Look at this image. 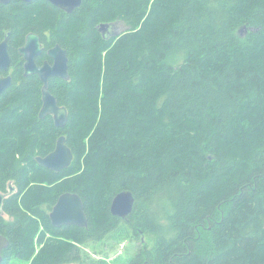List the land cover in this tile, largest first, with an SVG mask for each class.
<instances>
[{
	"label": "trees",
	"instance_id": "trees-1",
	"mask_svg": "<svg viewBox=\"0 0 264 264\" xmlns=\"http://www.w3.org/2000/svg\"><path fill=\"white\" fill-rule=\"evenodd\" d=\"M127 29L105 39L98 26ZM67 53L68 80L48 92L64 128L39 118L42 84L23 76L28 34ZM11 86L0 95L1 264H103L83 248L120 225L150 234L127 264H264V0H82L67 14L43 0L0 2ZM50 61V60H49ZM66 137L73 160L37 158ZM134 197L126 219L115 195ZM77 194L86 228L53 227L57 198ZM49 232L55 241L35 253ZM132 232L134 234H132Z\"/></svg>",
	"mask_w": 264,
	"mask_h": 264
},
{
	"label": "water",
	"instance_id": "water-1",
	"mask_svg": "<svg viewBox=\"0 0 264 264\" xmlns=\"http://www.w3.org/2000/svg\"><path fill=\"white\" fill-rule=\"evenodd\" d=\"M10 0H0L6 4ZM29 3L32 0H22ZM53 7L70 14L78 8L82 0H43ZM113 24L105 23L98 26L99 32L105 33ZM104 31V32H103ZM118 35V33H116ZM43 49L40 39L35 34H28L25 38L24 45L18 49V54L23 62V76L35 75L42 84L41 87V109L39 118L51 116L56 128H64L67 123V111L65 107H60L55 98L48 92V82L51 78L67 81L68 76V58L67 53L60 46L56 45L47 50V57L50 60L43 62L41 66L36 64V59L41 56ZM11 59L8 51L7 37L0 43V72H6L10 69ZM12 84L10 76H0V95ZM66 137L60 136L53 152L44 158H38L37 163L52 172H61L67 169L73 155L69 147L65 144ZM13 193V188L9 187V193H0V216L3 215V203L8 195ZM134 197L130 192L123 191L115 195L110 203V214L118 219H126L133 210ZM49 221L53 227L76 226L86 228L88 220L85 214L83 203L77 194L64 193L60 195L50 214ZM8 242L5 238L0 237V264L2 263L1 251L7 248Z\"/></svg>",
	"mask_w": 264,
	"mask_h": 264
},
{
	"label": "rangeland",
	"instance_id": "rangeland-1",
	"mask_svg": "<svg viewBox=\"0 0 264 264\" xmlns=\"http://www.w3.org/2000/svg\"><path fill=\"white\" fill-rule=\"evenodd\" d=\"M111 24L113 25L109 29V33H101L107 40L116 38V33H122L127 29V26L122 22ZM4 219L6 221L10 220L7 216H4ZM41 233L44 234V239L42 244H38L37 239L34 241L35 253H39L47 242L56 240L49 232L45 231L43 226L40 227V234ZM130 234L131 232L126 226L120 225L115 231L111 232L103 239L99 245L95 247L88 245L83 249L94 261L102 260L103 264H127L130 259L137 255L144 245L150 247L154 241V237L150 234L141 235L136 240L132 239ZM132 234L134 233L132 232ZM30 262H32V260H30ZM30 262L13 260L10 261L9 264H30Z\"/></svg>",
	"mask_w": 264,
	"mask_h": 264
},
{
	"label": "flooded vegetation",
	"instance_id": "flooded-vegetation-1",
	"mask_svg": "<svg viewBox=\"0 0 264 264\" xmlns=\"http://www.w3.org/2000/svg\"><path fill=\"white\" fill-rule=\"evenodd\" d=\"M59 10H60V9H59ZM61 11H62V10H61ZM109 29H110V28H109ZM109 29L105 30V32H106V33H109ZM48 50H49V49H48ZM45 53H47V51H46ZM42 54H43V52H42ZM42 54H41V56H42ZM46 56H47V55H46ZM47 58H48V57H47ZM21 59H22V58H21ZM45 61H48V62L50 63L49 60H45ZM45 61H43V62H45ZM42 64H43V63H42ZM42 64H41V65H42ZM41 65H40V66H41ZM0 76H2V77L10 76V77H11V68H10L8 71H6V72H0ZM10 186L12 187V184H11V183H8V190H7L5 193H3V194H8V193H9V187H10ZM12 188H13V187H12ZM13 193H14V190H13ZM13 193H12V194H13ZM12 194H11V195H12ZM11 195H8V197L11 196ZM4 216H5V215H4V213H3V215H2L1 217L4 218ZM1 254H2V251H1Z\"/></svg>",
	"mask_w": 264,
	"mask_h": 264
},
{
	"label": "bare ground",
	"instance_id": "bare-ground-1",
	"mask_svg": "<svg viewBox=\"0 0 264 264\" xmlns=\"http://www.w3.org/2000/svg\"><path fill=\"white\" fill-rule=\"evenodd\" d=\"M52 152H53V151H52ZM49 154H50V153H49ZM49 154H48V155H49ZM46 156H47V155H46ZM46 156H45V157H46ZM43 158H44V157H43ZM37 159H38V158H37ZM37 159H36V162H37ZM49 214H50V213H49Z\"/></svg>",
	"mask_w": 264,
	"mask_h": 264
}]
</instances>
